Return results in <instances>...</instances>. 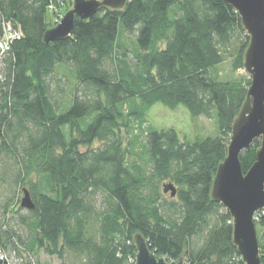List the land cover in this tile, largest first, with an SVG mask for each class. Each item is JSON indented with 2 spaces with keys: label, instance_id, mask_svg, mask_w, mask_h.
<instances>
[{
  "label": "trees",
  "instance_id": "obj_1",
  "mask_svg": "<svg viewBox=\"0 0 264 264\" xmlns=\"http://www.w3.org/2000/svg\"><path fill=\"white\" fill-rule=\"evenodd\" d=\"M70 4L0 0V23L22 33L0 60V252L20 264H38L40 251L59 264L133 263L140 234L170 263L244 264L231 217L210 196L250 85L216 72L226 60L243 70L249 37L239 14L223 0H129L44 43L48 12L57 18ZM121 32L136 49L119 42ZM155 104L213 118L217 134L142 130ZM259 146L240 155L244 173ZM167 182L174 197L162 191ZM23 188L32 210L20 207ZM255 226L264 264V211Z\"/></svg>",
  "mask_w": 264,
  "mask_h": 264
},
{
  "label": "water",
  "instance_id": "obj_2",
  "mask_svg": "<svg viewBox=\"0 0 264 264\" xmlns=\"http://www.w3.org/2000/svg\"><path fill=\"white\" fill-rule=\"evenodd\" d=\"M129 0H72L71 8L59 22L45 30L44 43L64 39L71 35L76 18L87 20L100 8L123 9ZM239 14L249 37L244 52L243 69L250 77V85L242 106L231 125V135L224 159L218 164L212 180L211 199L220 203L232 221V242L244 264H261L255 226L257 213L264 210V0H223ZM1 50V48H0ZM255 140L260 146L255 160L244 173L240 155L250 149ZM164 194L174 197L177 192L172 182L163 184ZM20 207L32 210L34 202L26 188L22 189ZM133 263L125 264H185L180 258L168 262L162 255L150 251L145 239L136 234ZM0 264H9L4 254Z\"/></svg>",
  "mask_w": 264,
  "mask_h": 264
},
{
  "label": "rangeland",
  "instance_id": "obj_3",
  "mask_svg": "<svg viewBox=\"0 0 264 264\" xmlns=\"http://www.w3.org/2000/svg\"><path fill=\"white\" fill-rule=\"evenodd\" d=\"M71 5L72 0L70 8ZM65 12H60V15L57 18L52 16L50 12H48L47 18L50 19V28L54 27L59 22L60 18ZM119 42L125 47H127L128 50H133L137 48V42L134 38V35L121 32L119 36ZM216 72L218 73L220 79H237L240 77L249 76L244 69H239L234 72L232 70L231 60H226L221 65H219L216 68ZM67 75L69 77L68 73ZM143 121L144 122L140 126L142 130L146 129L147 127H153L157 129L174 127L178 131L179 135L185 138H192L195 135L201 137H213L217 134L215 119H209L205 117L192 118L189 115L188 111L182 106H179L175 109H169L161 104H155L145 112ZM131 126L132 128L136 129L139 127L138 122L134 120L131 121ZM122 134L124 136L123 138H125V135L128 137V134H126V132L122 131ZM126 139L127 138H125V141ZM21 196L22 192L20 191L19 199L21 198ZM3 202L4 197H2V194H0V225L4 222L2 212ZM10 216L11 215H9L8 217ZM8 252L9 251H6L5 254L3 252H0V255L4 254L9 264H20V262L15 258V256L12 253ZM34 257L35 260H37L38 264H59V261L56 257L48 256L41 251L38 254H35Z\"/></svg>",
  "mask_w": 264,
  "mask_h": 264
},
{
  "label": "built area",
  "instance_id": "obj_4",
  "mask_svg": "<svg viewBox=\"0 0 264 264\" xmlns=\"http://www.w3.org/2000/svg\"><path fill=\"white\" fill-rule=\"evenodd\" d=\"M49 10H53L54 6L52 4L48 5ZM0 26L2 27V36H0V60L3 55V53L7 50L8 48V41L13 40V39H18L20 36H22V33L19 28L13 29L11 26V23L9 21H2L0 23ZM264 211V210H262ZM258 214V213H257Z\"/></svg>",
  "mask_w": 264,
  "mask_h": 264
}]
</instances>
